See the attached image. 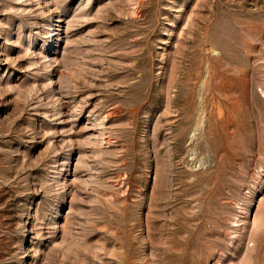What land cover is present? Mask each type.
I'll list each match as a JSON object with an SVG mask.
<instances>
[{"label": "rangeland", "instance_id": "rangeland-1", "mask_svg": "<svg viewBox=\"0 0 264 264\" xmlns=\"http://www.w3.org/2000/svg\"><path fill=\"white\" fill-rule=\"evenodd\" d=\"M0 264H264V0H0Z\"/></svg>", "mask_w": 264, "mask_h": 264}]
</instances>
